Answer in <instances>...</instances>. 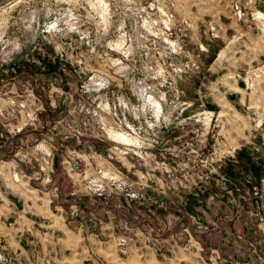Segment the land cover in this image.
I'll return each instance as SVG.
<instances>
[{
  "label": "rangeland",
  "instance_id": "1",
  "mask_svg": "<svg viewBox=\"0 0 264 264\" xmlns=\"http://www.w3.org/2000/svg\"><path fill=\"white\" fill-rule=\"evenodd\" d=\"M0 183L264 264V0H0Z\"/></svg>",
  "mask_w": 264,
  "mask_h": 264
},
{
  "label": "crops",
  "instance_id": "2",
  "mask_svg": "<svg viewBox=\"0 0 264 264\" xmlns=\"http://www.w3.org/2000/svg\"><path fill=\"white\" fill-rule=\"evenodd\" d=\"M68 202L55 214L47 204L4 190L0 183V235L16 264H220L217 257L227 253L150 252L131 246L121 252L116 214L97 216L96 196Z\"/></svg>",
  "mask_w": 264,
  "mask_h": 264
},
{
  "label": "water",
  "instance_id": "3",
  "mask_svg": "<svg viewBox=\"0 0 264 264\" xmlns=\"http://www.w3.org/2000/svg\"><path fill=\"white\" fill-rule=\"evenodd\" d=\"M236 97H237L236 95H231V96H230V98H231L232 100H235Z\"/></svg>",
  "mask_w": 264,
  "mask_h": 264
},
{
  "label": "built area",
  "instance_id": "4",
  "mask_svg": "<svg viewBox=\"0 0 264 264\" xmlns=\"http://www.w3.org/2000/svg\"><path fill=\"white\" fill-rule=\"evenodd\" d=\"M0 258H2V255H0Z\"/></svg>",
  "mask_w": 264,
  "mask_h": 264
}]
</instances>
